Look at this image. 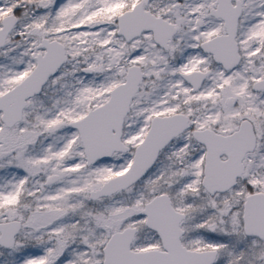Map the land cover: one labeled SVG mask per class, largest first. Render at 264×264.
I'll use <instances>...</instances> for the list:
<instances>
[{
    "label": "snow or ice",
    "instance_id": "1",
    "mask_svg": "<svg viewBox=\"0 0 264 264\" xmlns=\"http://www.w3.org/2000/svg\"><path fill=\"white\" fill-rule=\"evenodd\" d=\"M0 264H264V0H0Z\"/></svg>",
    "mask_w": 264,
    "mask_h": 264
}]
</instances>
